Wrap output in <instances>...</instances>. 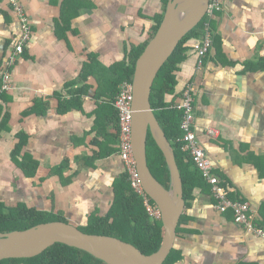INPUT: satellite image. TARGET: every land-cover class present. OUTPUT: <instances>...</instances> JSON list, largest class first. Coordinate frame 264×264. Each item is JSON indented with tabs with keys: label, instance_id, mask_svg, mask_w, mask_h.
<instances>
[{
	"label": "crops",
	"instance_id": "1",
	"mask_svg": "<svg viewBox=\"0 0 264 264\" xmlns=\"http://www.w3.org/2000/svg\"><path fill=\"white\" fill-rule=\"evenodd\" d=\"M21 1L33 33L11 67L15 88L0 95V203L86 225L92 215L108 214L125 172L104 84L150 40L164 3ZM220 2L203 66L190 47L177 72V96L168 99L177 103L184 87L195 84L201 145L230 197L250 201L264 225V0ZM19 33L10 2L0 0V83ZM23 153L34 172L22 167ZM207 185L186 202L174 245L180 258L172 264H264V240L231 211L214 209Z\"/></svg>",
	"mask_w": 264,
	"mask_h": 264
},
{
	"label": "water",
	"instance_id": "2",
	"mask_svg": "<svg viewBox=\"0 0 264 264\" xmlns=\"http://www.w3.org/2000/svg\"><path fill=\"white\" fill-rule=\"evenodd\" d=\"M210 3L211 0H169L157 32L135 64L132 142L143 187L162 211L164 237L160 248L145 254L119 237L87 233L70 221L54 220L26 229L0 232V260L34 257L55 243H65L87 251L107 264H165L175 245L186 200L175 150L152 107L151 93L160 70L181 40L205 18ZM149 132L169 166V188L158 180L149 166Z\"/></svg>",
	"mask_w": 264,
	"mask_h": 264
},
{
	"label": "trees",
	"instance_id": "3",
	"mask_svg": "<svg viewBox=\"0 0 264 264\" xmlns=\"http://www.w3.org/2000/svg\"><path fill=\"white\" fill-rule=\"evenodd\" d=\"M168 1L169 0H163L164 10L162 14L156 19L152 37L155 35L160 26ZM214 16H206L196 28L191 30L181 40L174 53L160 70L151 93L152 107L154 108L155 114L175 150L176 159L183 178L184 197L187 203L193 198L194 191L197 187L207 188L208 185L200 169L195 165L190 154L186 151H183L182 149L183 131L180 127V124L183 112L173 107L176 102L168 98L169 96H177V72L180 69V64L186 58L187 50L190 47L192 48V46L194 48V44L191 45L190 42L192 39L200 38V29L205 22L210 21L211 26L213 27ZM148 42L138 48L133 49L129 64L127 62V64H117L114 68V73H112L113 75L107 77V83L104 85L108 87V91L105 92V95L107 100L111 101V103H114L116 100V97L121 89V84L124 81H133L136 61L144 51ZM114 114L117 138L120 141L119 115L116 108L114 109ZM23 146L24 141H22L17 148L19 153L21 152V148H23ZM147 152L149 166L153 174L166 188H169L171 185L170 169L166 162L163 151L156 143L151 132L148 134ZM23 157L24 158L22 159L21 163L23 164L22 167L24 170L28 173L34 172V169L31 168V165L28 161L29 158L25 153H23ZM28 168L30 169L28 170ZM225 188L229 195L228 188L226 186ZM115 193V201L108 214L105 216H99L95 214L92 215L86 225L79 226L80 229L87 233L119 237L125 241L133 243L145 254H151L157 251L160 248L164 237V227L162 220H155L149 215L144 205L143 197L133 189L129 179V174L126 170L116 180ZM54 220L68 221L62 214L55 213L53 211H43L33 207L29 208L26 205L5 208L0 203V232L26 229L41 222ZM180 224L181 221L179 223L177 233L180 231ZM179 258L180 253H178L177 249L174 247L165 261V264H172ZM0 264L107 263L94 257L87 251L77 247H73L65 243H55L37 256L30 258L3 259L0 260Z\"/></svg>",
	"mask_w": 264,
	"mask_h": 264
},
{
	"label": "built area",
	"instance_id": "4",
	"mask_svg": "<svg viewBox=\"0 0 264 264\" xmlns=\"http://www.w3.org/2000/svg\"><path fill=\"white\" fill-rule=\"evenodd\" d=\"M8 1L10 2L11 8L18 20L20 33L15 49L9 59L5 62L2 71L0 95L8 93L15 88L11 79V67H13L20 54L24 52L33 33L32 20L25 9L23 2L21 0ZM221 8L222 5L220 0H211L206 16L213 17L217 11L221 10ZM200 30V38L197 39V42L194 44V50L198 55L199 68L203 66L204 60L214 43V31L210 21L205 22ZM181 93L180 100L175 103L173 107L183 112L180 124L183 131L182 149L190 154L195 165L200 169L204 179L210 185L211 194L214 198L212 204L213 208L220 212L231 211L236 223L242 225L247 231L264 240V225L257 220L251 202L248 200L233 199L228 195L220 175L215 171L211 157L201 145L196 127L195 84L189 82ZM133 101V83L132 81H124L121 84L120 92L113 103L119 115V153L123 160L125 170L129 174L131 185L133 189L143 197V202L149 215L155 220H162V211L145 191L137 169V161L134 155L132 142L134 115ZM216 132L217 130L214 128L207 129V133L210 135H216Z\"/></svg>",
	"mask_w": 264,
	"mask_h": 264
},
{
	"label": "rangeland",
	"instance_id": "5",
	"mask_svg": "<svg viewBox=\"0 0 264 264\" xmlns=\"http://www.w3.org/2000/svg\"><path fill=\"white\" fill-rule=\"evenodd\" d=\"M83 226V225H82Z\"/></svg>",
	"mask_w": 264,
	"mask_h": 264
}]
</instances>
